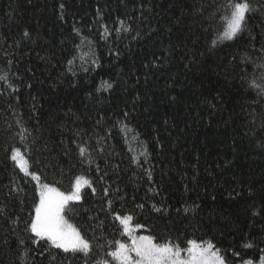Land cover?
<instances>
[{
	"label": "trees",
	"instance_id": "16d2710c",
	"mask_svg": "<svg viewBox=\"0 0 264 264\" xmlns=\"http://www.w3.org/2000/svg\"><path fill=\"white\" fill-rule=\"evenodd\" d=\"M228 3L0 0V264H114V242L130 243L117 215L156 242L210 240L226 264H258L264 0L219 41ZM15 148L41 183L91 181L65 213L88 256L31 242L39 193Z\"/></svg>",
	"mask_w": 264,
	"mask_h": 264
},
{
	"label": "snow or ice",
	"instance_id": "6c2138e0",
	"mask_svg": "<svg viewBox=\"0 0 264 264\" xmlns=\"http://www.w3.org/2000/svg\"><path fill=\"white\" fill-rule=\"evenodd\" d=\"M227 7L229 12L224 18V30L217 37L219 41L235 39L243 30L247 14L254 11L251 0H229ZM24 35L27 36L28 33L25 32ZM216 42L213 41V44ZM3 79L5 77L0 76V80ZM85 151L84 147H80L81 155ZM11 159L17 162V166L25 175H31L32 180L37 182L39 202L35 204L34 214H31L25 227V231L31 234V242L39 244L44 241L65 253H83L84 256H88L92 250L89 239L77 226L69 222L65 213L70 202L81 200L82 188L85 185L90 187L91 181L84 176H77L70 191H61L58 187L41 183L39 175L29 173V162L23 157L19 148L12 150ZM92 191L95 192V189L93 188ZM105 193L107 194V190ZM3 213L4 209L0 208V215ZM116 219L119 220L124 234L131 241L130 243L119 240L114 242V250L108 255L118 264H226L220 249L210 240L188 239L186 247L182 248L179 243L173 244L171 241L156 242L151 235H136L135 231L143 226L136 225L134 229L131 224L133 219L131 215H117ZM20 243L23 244L24 241ZM245 247H251V245H245ZM182 252L186 254L182 255ZM234 255L239 256V253H234ZM102 264H108V261L105 260ZM242 264H254V261L247 259L243 260ZM258 264H264V255L259 256Z\"/></svg>",
	"mask_w": 264,
	"mask_h": 264
},
{
	"label": "rangeland",
	"instance_id": "374dc122",
	"mask_svg": "<svg viewBox=\"0 0 264 264\" xmlns=\"http://www.w3.org/2000/svg\"><path fill=\"white\" fill-rule=\"evenodd\" d=\"M21 154H22V152H21ZM22 155H23V154H22ZM23 157H24V155H23ZM24 158H25V157H24ZM85 178H86V177H85ZM86 179H87V178H86ZM51 186H53V185H51ZM54 187H55V186H54ZM65 192H66V191H65ZM139 235H145V234H138V236H139ZM127 242H131L130 239H129V237H128ZM185 254H186V253H183V252H182V255H185ZM113 262H114V264H118V262L115 261V260H113ZM111 264H112V263H111Z\"/></svg>",
	"mask_w": 264,
	"mask_h": 264
}]
</instances>
